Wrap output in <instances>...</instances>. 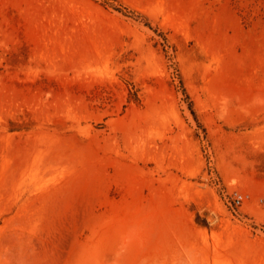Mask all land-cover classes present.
<instances>
[{"label": "rangeland", "instance_id": "obj_1", "mask_svg": "<svg viewBox=\"0 0 264 264\" xmlns=\"http://www.w3.org/2000/svg\"><path fill=\"white\" fill-rule=\"evenodd\" d=\"M0 264H264V0H0Z\"/></svg>", "mask_w": 264, "mask_h": 264}, {"label": "built area", "instance_id": "obj_2", "mask_svg": "<svg viewBox=\"0 0 264 264\" xmlns=\"http://www.w3.org/2000/svg\"><path fill=\"white\" fill-rule=\"evenodd\" d=\"M246 195L244 194V193H242V192H240V191H234L233 193H232V203H233V205L235 206V207H241L243 204H244V202H245V200H246Z\"/></svg>", "mask_w": 264, "mask_h": 264}]
</instances>
